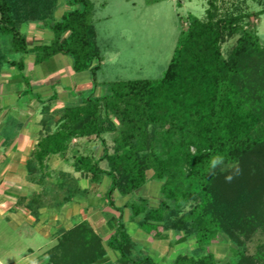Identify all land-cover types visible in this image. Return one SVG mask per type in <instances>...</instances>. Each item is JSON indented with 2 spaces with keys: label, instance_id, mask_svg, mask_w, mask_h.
<instances>
[{
  "label": "trees",
  "instance_id": "obj_1",
  "mask_svg": "<svg viewBox=\"0 0 264 264\" xmlns=\"http://www.w3.org/2000/svg\"><path fill=\"white\" fill-rule=\"evenodd\" d=\"M57 4L58 0H0V33L10 36L14 51L33 52L36 62L57 53L70 55L73 69L90 70L95 86L102 57L92 24L93 5L90 0H67L70 8L51 22ZM210 4L205 19L192 17L181 29L162 77L110 82L105 93L91 94L81 104L67 106L57 126L39 139L34 151V158L44 165L50 155H65L75 137L100 139L103 151L99 158L80 154L73 165L94 182L110 178L104 197L119 215L106 245L124 263L156 264L150 255L132 256L135 242L123 215L127 206L134 217L143 214L140 228L158 238H167L162 229L170 228L182 232L179 243L194 235L202 254H179L171 264H213L209 245L218 233H226L233 216L222 198L218 172L223 165L238 162L264 146V105L259 101L264 98L263 90L252 96L241 85L251 64L264 73L261 38L243 28L241 22L248 14L220 13L215 0ZM34 20L53 31L49 43L28 44L20 24ZM236 33L240 34L236 44L225 57L222 42ZM6 61L23 65L22 60L8 61L0 51V68ZM108 132L112 133V150L103 137ZM214 158L220 160L215 166ZM101 161L107 162V168L101 167ZM148 170L153 172L151 178L162 181L157 206H150L143 197L117 206L114 193H135L147 182ZM74 195L72 185L65 201ZM186 203L191 207L181 213ZM48 253L50 264L108 261L101 235L86 219L65 229Z\"/></svg>",
  "mask_w": 264,
  "mask_h": 264
},
{
  "label": "rangeland",
  "instance_id": "obj_2",
  "mask_svg": "<svg viewBox=\"0 0 264 264\" xmlns=\"http://www.w3.org/2000/svg\"><path fill=\"white\" fill-rule=\"evenodd\" d=\"M90 1L93 5L92 24L102 57L100 68L96 70V86L92 87L95 95L97 92L105 93L106 86L110 82L162 77L173 55L181 29L189 25L192 17L205 19L213 0H160L154 3H149L147 0ZM215 3L220 13L248 14L241 24L243 28L258 33L264 46V13H261L264 0H215ZM67 5V0H58L50 21L59 20V15L70 8ZM27 23L38 24L39 21ZM41 24L44 22L41 21ZM26 26L21 23L20 29ZM239 35L236 33L225 37L221 47L225 57L235 46ZM7 46L12 47L11 39ZM5 52L9 57L14 55L7 49ZM254 67L251 64L244 73L241 85L250 91L249 95L257 96L256 92L259 89L264 93V73L260 68ZM259 101L263 106L264 98ZM54 115L51 117L55 118L61 113L55 112ZM50 122L47 125H55L54 119ZM39 128L36 127V130ZM104 135L108 147L113 149L112 133L108 132ZM98 141L97 144L100 145L93 153L101 156L103 149L100 139ZM72 163V161L61 163L57 165L60 167L57 168L59 170H52V182L47 184L48 188L40 190L45 192L42 197L45 199V208L42 211L47 210L48 207L54 210L59 208V204L70 202L65 200L73 183L59 184L58 179L70 181L68 176L74 169ZM105 163L107 162L103 165ZM152 173V170H148L147 182L132 195L121 196L116 191L113 195L116 205L124 206L128 201L143 197L148 199L150 206H157L161 199L162 181L151 178ZM218 175L222 198L233 210V216L228 223L226 233H218L209 245V250L214 253L213 264H264V146L238 162L223 165ZM229 176L232 177L231 180L226 179ZM81 177L84 187L81 199L82 215L67 221L63 216L59 218L51 210L48 218L43 217L38 220L34 217L33 224L39 231L36 234L38 236L33 240L34 244H29L27 242L29 238L24 236L16 249L19 255L25 254L28 243L34 249L33 261H35L33 263L26 261L23 264H50L47 261L49 250L58 243L65 228L74 226L81 218H87L103 239L108 261L98 264H132L122 262L119 254L106 245V239L114 232L119 215L116 210L109 207L104 197L108 189L107 182H94L89 175L84 174ZM91 196L96 197V201L94 205L89 206L88 201ZM190 207L191 204L186 203L181 213L187 212ZM123 215L127 230L135 242L131 251L135 258L146 254L152 256L156 264H171L179 254L195 256L202 254L197 249L194 235H189L185 242L179 243L177 239L182 232L170 228L162 229L168 235L167 238H158L154 232H146L140 228L139 221L143 214L134 217L131 208L125 206ZM175 218L176 216L173 220ZM42 233L51 240L40 237ZM47 240H50L49 246Z\"/></svg>",
  "mask_w": 264,
  "mask_h": 264
},
{
  "label": "crops",
  "instance_id": "obj_3",
  "mask_svg": "<svg viewBox=\"0 0 264 264\" xmlns=\"http://www.w3.org/2000/svg\"><path fill=\"white\" fill-rule=\"evenodd\" d=\"M27 22L31 21L22 22V25L27 26L24 29L21 27L20 31L26 36L30 46L50 42L54 35L51 28L41 24V21L38 24ZM9 38L10 36L0 33V51L5 54V49L13 52L11 57L6 54L8 61L22 60L23 65L20 67L6 61L0 68V262L23 264L26 261H35L34 249L29 245H33L34 238L38 236V230L33 224L34 217L42 219L49 216L52 210V207H48L42 211L45 208V199L42 198L45 192L40 191L48 188L47 184L52 182V170L60 168L57 165L61 163H74L73 156L79 153L99 158L100 155L97 156L93 151L100 144H97L99 138L95 136L75 137L65 155H50L44 165L34 158L39 139L49 129L54 130L57 126L60 115L55 118L51 116H55V112L62 113L67 106L81 104L84 98L93 94L92 74L90 70L75 71L71 56L63 53L36 62L33 52L21 54L7 46L11 39ZM53 119L55 125H47ZM36 127L40 128L36 130ZM103 137L105 138L104 134ZM104 162L106 161H101L100 165L106 168L107 163L103 165ZM71 173L68 176L70 181H60L59 177L58 183H73L75 195L70 202L59 204V208L52 210L59 218L63 216L67 221L80 217L83 209L82 174L75 168ZM102 181L107 182L109 188L110 178L104 176ZM90 199H93V203L96 201V197L91 196L89 201ZM84 219L87 218H81ZM45 235L42 233L40 237L51 240ZM24 236L29 238V244L26 243L27 252L19 255L16 248ZM50 240H47V246L50 245Z\"/></svg>",
  "mask_w": 264,
  "mask_h": 264
},
{
  "label": "clouds",
  "instance_id": "obj_4",
  "mask_svg": "<svg viewBox=\"0 0 264 264\" xmlns=\"http://www.w3.org/2000/svg\"><path fill=\"white\" fill-rule=\"evenodd\" d=\"M219 162H220L219 158H214L213 161H212V164H213V166H215ZM231 178H232L231 176L226 177V179H228V180H231ZM0 264H2V262H0Z\"/></svg>",
  "mask_w": 264,
  "mask_h": 264
}]
</instances>
